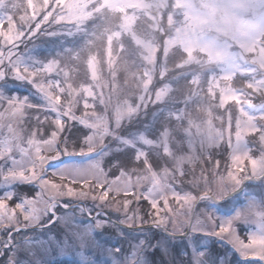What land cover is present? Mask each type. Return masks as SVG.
Segmentation results:
<instances>
[{
    "label": "snow or ice",
    "instance_id": "1",
    "mask_svg": "<svg viewBox=\"0 0 264 264\" xmlns=\"http://www.w3.org/2000/svg\"><path fill=\"white\" fill-rule=\"evenodd\" d=\"M0 264H264V0H0Z\"/></svg>",
    "mask_w": 264,
    "mask_h": 264
},
{
    "label": "rangeland",
    "instance_id": "2",
    "mask_svg": "<svg viewBox=\"0 0 264 264\" xmlns=\"http://www.w3.org/2000/svg\"><path fill=\"white\" fill-rule=\"evenodd\" d=\"M225 159H226V157H225ZM222 165H223V163H222ZM55 255V254H54ZM64 260H67V257H65V258H63Z\"/></svg>",
    "mask_w": 264,
    "mask_h": 264
}]
</instances>
